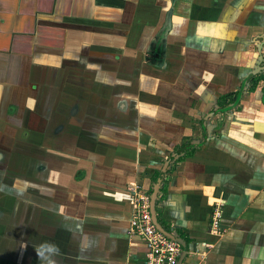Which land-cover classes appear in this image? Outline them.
Segmentation results:
<instances>
[{
	"label": "crops",
	"instance_id": "1",
	"mask_svg": "<svg viewBox=\"0 0 264 264\" xmlns=\"http://www.w3.org/2000/svg\"><path fill=\"white\" fill-rule=\"evenodd\" d=\"M262 57L264 0H0V264H144L127 189L244 81L157 212L182 264H264Z\"/></svg>",
	"mask_w": 264,
	"mask_h": 264
},
{
	"label": "built area",
	"instance_id": "2",
	"mask_svg": "<svg viewBox=\"0 0 264 264\" xmlns=\"http://www.w3.org/2000/svg\"><path fill=\"white\" fill-rule=\"evenodd\" d=\"M127 194L132 208L128 231L144 242V264H178L183 249L179 243L157 230L150 211L151 190L133 185L127 189ZM221 217L222 206L217 203L210 216V229L217 235L222 233Z\"/></svg>",
	"mask_w": 264,
	"mask_h": 264
},
{
	"label": "trees",
	"instance_id": "3",
	"mask_svg": "<svg viewBox=\"0 0 264 264\" xmlns=\"http://www.w3.org/2000/svg\"><path fill=\"white\" fill-rule=\"evenodd\" d=\"M254 79L253 76H249L248 80ZM246 82L244 81L238 91L235 94H230L227 95L223 98L220 99V102L218 103V109L214 112V114L221 113V112H227L230 109L236 107L238 103L240 102L243 94L246 91ZM262 87H261V92H262V102L264 104V80L262 81ZM200 133H201V140L200 141H193L190 136L185 137L181 144L177 146L173 152L169 155H175V158L172 160L171 164L175 162L180 156H182L185 153H191L199 149L202 145L206 143V140L208 139V131L206 128V124L204 120L200 121ZM158 173H156L155 178L158 176ZM154 178V180H155ZM146 190L150 191L151 188H145Z\"/></svg>",
	"mask_w": 264,
	"mask_h": 264
},
{
	"label": "water",
	"instance_id": "4",
	"mask_svg": "<svg viewBox=\"0 0 264 264\" xmlns=\"http://www.w3.org/2000/svg\"><path fill=\"white\" fill-rule=\"evenodd\" d=\"M261 69H264L263 67L255 69L250 76H256ZM175 158V155L168 156V158L163 162L161 168L159 169L158 176L156 178L155 183L152 185L151 194H150V211L152 215L153 222L157 228L158 231L163 233L166 237L170 238L171 240L176 241L179 243L183 249V253L181 255V258L178 262V264H182L184 258L186 257L188 253V244L186 241L181 238L180 235H178L176 232H173V230L166 227L162 221L159 218L158 212H157V205L158 201L160 200V191L162 189V183L164 180V177L168 171L169 166L171 165L172 160Z\"/></svg>",
	"mask_w": 264,
	"mask_h": 264
},
{
	"label": "rangeland",
	"instance_id": "5",
	"mask_svg": "<svg viewBox=\"0 0 264 264\" xmlns=\"http://www.w3.org/2000/svg\"><path fill=\"white\" fill-rule=\"evenodd\" d=\"M262 59H264V57H262ZM264 66V60L262 61L261 60V63L258 65V67H263ZM263 75H264V72H262V71H260L256 76H254V79L251 81V83L250 84H254V86H256L255 84L257 83V82H259L260 80L259 79H261L260 77H263ZM218 105H215L214 107H213V109H212V111H216L217 109H218ZM213 113V112H212ZM209 115H211V116H209V117H206V118H202L205 122H206V125L208 126V124H210V125H212V123H214L213 121H214V116H215V114L214 115H212V114H209ZM205 117V116H204ZM212 121V122H211ZM200 122L199 123H197V132H196V136H195V134L194 135H192L191 136V138H192V140L193 141H200L201 139H200ZM215 134V133H214ZM157 178V177H156ZM156 178H155V181H156ZM155 181H154V183H155Z\"/></svg>",
	"mask_w": 264,
	"mask_h": 264
},
{
	"label": "flooded vegetation",
	"instance_id": "6",
	"mask_svg": "<svg viewBox=\"0 0 264 264\" xmlns=\"http://www.w3.org/2000/svg\"><path fill=\"white\" fill-rule=\"evenodd\" d=\"M259 68H260V67H259ZM259 72H260V71H259ZM253 77H254V76H253ZM203 119H204V117H203ZM203 119H202V120H203ZM190 137H191V136H190Z\"/></svg>",
	"mask_w": 264,
	"mask_h": 264
}]
</instances>
